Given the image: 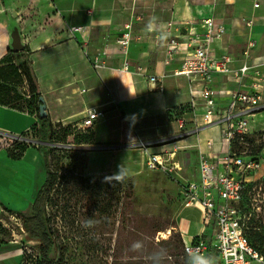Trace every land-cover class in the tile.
Returning a JSON list of instances; mask_svg holds the SVG:
<instances>
[{
    "label": "crops",
    "instance_id": "0c3cea01",
    "mask_svg": "<svg viewBox=\"0 0 264 264\" xmlns=\"http://www.w3.org/2000/svg\"><path fill=\"white\" fill-rule=\"evenodd\" d=\"M208 19L223 24L226 30L222 40L212 45V52L230 55L238 66L252 41L255 46L249 52L248 65L259 68L264 64V50H258L264 42V0H0V60L8 50L13 51L16 42L22 50H29L53 125H80L86 110L103 111L104 119L94 124L93 144L84 154L83 170L94 178L113 177L121 170L123 177L131 178L145 171L146 154L167 152L177 157L178 151L186 149L187 157L194 151L200 158L201 153L222 156L227 150L215 126L179 141H167L178 130L168 111L192 100L189 80L175 75L181 66L178 57L165 63L168 44L189 27L201 31V22ZM124 37L126 52L121 44ZM94 58L100 64L97 68L92 66ZM150 76L156 79L149 81ZM222 81L216 78L214 84ZM254 82L253 76L246 79L244 89ZM234 87L229 83V89ZM261 94L264 101V88ZM226 104L227 98L220 101L219 111ZM196 113L200 117V107ZM122 115L134 128V143H148L147 148L121 143ZM189 117L185 116L187 121ZM261 122L264 111L254 116V133L264 132ZM36 123L35 116L0 106V133L20 135ZM5 154L0 153V172L10 184L0 181V193L7 192L18 204L30 202L45 178L41 154L32 148L19 160ZM12 199L0 195V207L15 210L5 202ZM184 223L189 225L184 235L176 227L184 240L203 230L200 222ZM20 258L16 249H0V264H18Z\"/></svg>",
    "mask_w": 264,
    "mask_h": 264
},
{
    "label": "rangeland",
    "instance_id": "374dc122",
    "mask_svg": "<svg viewBox=\"0 0 264 264\" xmlns=\"http://www.w3.org/2000/svg\"><path fill=\"white\" fill-rule=\"evenodd\" d=\"M258 47V50H264V42ZM15 62L18 65L24 61ZM253 121L254 117L249 118L250 126ZM262 125L264 122L260 127ZM37 127L20 135L0 133V153L5 152L8 156L16 142L37 151L40 146L62 151L48 159L50 170L56 172L57 178L48 207L51 224L57 232L56 249L52 253L56 264H153V254L157 251L165 253L162 264H184L182 242L176 227L184 235L189 228L184 221L202 224L201 214L196 209L183 208L186 181L195 180L197 176V152L193 151L192 156L187 157L186 149L178 151L177 157L170 161L179 163L181 171L177 174L170 166L158 171L145 168L139 175L115 182L113 177L94 178L84 172V154L91 145L42 144ZM262 136L264 132L253 135L250 137L252 144L231 151L249 149L257 152L260 144H264ZM162 155L167 160L170 153ZM0 173V181L9 185L3 171ZM258 178L262 184L247 195L251 206L245 210L254 218L252 225L257 226L254 230L260 236L256 245L264 253V171L256 173L254 179ZM5 189L7 187L2 190ZM0 195L12 199L5 191ZM31 201L18 204L16 199L5 200L14 205L15 210L0 207V249L18 250L21 255L18 264H35L37 257L34 249L37 242L22 230L20 217L30 213ZM178 212L179 220L175 223ZM89 219L93 221L92 226H86ZM165 236L167 239H161ZM136 241L142 244L140 250L131 247Z\"/></svg>",
    "mask_w": 264,
    "mask_h": 264
},
{
    "label": "built area",
    "instance_id": "2783aa9c",
    "mask_svg": "<svg viewBox=\"0 0 264 264\" xmlns=\"http://www.w3.org/2000/svg\"><path fill=\"white\" fill-rule=\"evenodd\" d=\"M200 28L201 31H196L189 27L183 36L170 40L167 47L165 63L168 65L178 57L181 66L175 75L189 80L192 96L186 106L168 111V118L178 124V130L167 141L185 139L201 128L215 126L219 128L227 150L222 156L201 153L197 178L186 181L183 207L201 211L203 230L191 240L182 238L183 256L188 259V252L198 250L203 255L215 257L216 264H264V255L258 253L245 236L250 214L245 206H241L247 184L258 181L260 178L254 179L256 173L264 171V150L231 151L234 144L239 147L248 145L250 137L262 133H254L248 121L264 110L261 94L264 64L259 68L248 65L249 52L255 46L249 41L241 63L235 66V60L230 55H218L211 51L212 45L225 35L224 25L208 19L201 22ZM121 44L123 52H126L125 37ZM92 66H100L98 58L92 60ZM251 76L256 82L245 90V80ZM216 78L223 81L215 85ZM148 79L154 81L156 78L150 76ZM229 83L234 84V89H229ZM225 98L226 107L219 111V102ZM197 107L201 109L200 117L196 113ZM186 115H190L189 121ZM103 119V111L88 109L77 127L82 130L91 128ZM128 145L147 148L150 144ZM173 157L174 153H170L167 160L161 154H146L145 167L148 171H158L170 166V170L177 174L181 168L179 163L170 162Z\"/></svg>",
    "mask_w": 264,
    "mask_h": 264
},
{
    "label": "trees",
    "instance_id": "16d2710c",
    "mask_svg": "<svg viewBox=\"0 0 264 264\" xmlns=\"http://www.w3.org/2000/svg\"><path fill=\"white\" fill-rule=\"evenodd\" d=\"M24 62L16 64V60ZM40 90L37 82L35 72L29 60V50L23 49L21 51L8 50L5 56L0 60V106L26 113L37 118V123L30 129L37 127V134L41 143H64L74 145H92L93 144V127L84 130L78 129L77 124H70L63 126L61 124L53 125L49 117L44 119L39 118V97ZM180 115V114H179ZM136 141L135 131L131 123L122 115L121 116V143L130 144ZM248 144L253 141L248 139ZM13 150L9 151L8 157L12 160H19L24 152L28 149L25 143H14ZM233 148H240L238 144H234ZM40 152L45 169V178L41 186L36 191L33 201L30 206V213L21 217L22 230L27 234L31 240H35L37 244L34 246L37 257L35 264H56L52 258V253L56 249V229L51 224V217L48 213L49 204L52 196L51 191L55 186L56 172H52L49 166V157L62 151L52 150L45 146L37 148ZM259 151L264 149V144H260ZM16 151V152H15ZM54 157V156H53ZM127 178L123 177L122 180ZM250 182L247 184L245 195L242 199L241 206H251L248 196L253 188L259 187L262 182ZM249 214V213H248ZM254 218L250 216L246 223L245 236L250 245L260 254L261 248L256 244L259 243V235L253 226ZM179 237L182 242L180 233ZM168 236L161 239H167ZM262 243H260L261 245ZM172 249V248H170ZM176 250V247H173ZM169 250V249H168ZM179 250V249H178ZM182 256H183V242H182ZM184 257V264H187V258Z\"/></svg>",
    "mask_w": 264,
    "mask_h": 264
},
{
    "label": "clouds",
    "instance_id": "9594fccd",
    "mask_svg": "<svg viewBox=\"0 0 264 264\" xmlns=\"http://www.w3.org/2000/svg\"><path fill=\"white\" fill-rule=\"evenodd\" d=\"M155 18H153L154 20ZM153 27V21L150 20L148 24L149 30ZM113 178H115V182H120L123 179V174L121 170L114 174ZM93 221L89 219L86 222V226H92ZM133 250H140L142 248V244L140 241H136L132 244ZM165 253L161 251H157L153 254V264H162ZM187 264H216V258L213 256H206L197 251L188 252Z\"/></svg>",
    "mask_w": 264,
    "mask_h": 264
},
{
    "label": "water",
    "instance_id": "95a60500",
    "mask_svg": "<svg viewBox=\"0 0 264 264\" xmlns=\"http://www.w3.org/2000/svg\"><path fill=\"white\" fill-rule=\"evenodd\" d=\"M21 50H22V48L16 42V44H15V46L13 48V51L17 52V51H21ZM39 103H40V105H39V118L40 119H44V118L47 117V112H46V106L44 104V100H43V98L41 96L39 97ZM42 144H44V143H42Z\"/></svg>",
    "mask_w": 264,
    "mask_h": 264
},
{
    "label": "bare ground",
    "instance_id": "6f19581e",
    "mask_svg": "<svg viewBox=\"0 0 264 264\" xmlns=\"http://www.w3.org/2000/svg\"><path fill=\"white\" fill-rule=\"evenodd\" d=\"M169 233H170V232H167V235H170Z\"/></svg>",
    "mask_w": 264,
    "mask_h": 264
}]
</instances>
